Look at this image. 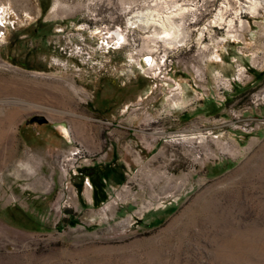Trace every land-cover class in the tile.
Returning <instances> with one entry per match:
<instances>
[{
    "label": "rangeland",
    "instance_id": "374dc122",
    "mask_svg": "<svg viewBox=\"0 0 264 264\" xmlns=\"http://www.w3.org/2000/svg\"><path fill=\"white\" fill-rule=\"evenodd\" d=\"M143 1L0 0V264H264V7L170 101Z\"/></svg>",
    "mask_w": 264,
    "mask_h": 264
},
{
    "label": "built area",
    "instance_id": "2783aa9c",
    "mask_svg": "<svg viewBox=\"0 0 264 264\" xmlns=\"http://www.w3.org/2000/svg\"><path fill=\"white\" fill-rule=\"evenodd\" d=\"M141 3H143V5H141V7L138 5L137 10L152 14L153 16L151 18H154L153 23L145 25L138 21L129 22L127 17V26H130V28L135 27L149 30L152 34L153 31L162 32L169 26L167 25V21L170 18L175 17L176 20H179L176 16L177 13L183 14L184 16L181 20L182 24L180 23V25L182 27L180 28L186 36L187 40L185 43L180 46H173L171 43H166V41H170L168 39L153 38V43L151 44L153 48L147 49L146 47L142 59L143 64L145 60L148 61L146 68L149 73L154 75L157 85L166 89L170 101H176L180 98V84L171 77L175 62V54L179 51L178 49L185 47L186 42L190 41L192 36L196 47L203 49L205 39H209L210 36L221 31L215 27L212 28L213 32L211 33H208L207 30L208 27H211L213 14L221 7L220 4L225 3V5L231 8L228 10L227 14L229 17H234V19L238 17L240 20H243L242 18L245 15H252V13L249 12L252 4L251 0H145ZM236 10L241 11V13L234 16L232 12ZM200 30L203 31L202 36L199 33ZM115 31L121 32L120 29H116ZM191 32H194L192 36ZM160 35H162V33ZM220 39L222 38L216 39V46L223 42L218 41ZM155 46H162L161 52H159L158 55H154L153 53ZM213 57L215 58L216 56L213 55L212 58ZM196 73L200 74L199 71H196Z\"/></svg>",
    "mask_w": 264,
    "mask_h": 264
},
{
    "label": "bare ground",
    "instance_id": "6f19581e",
    "mask_svg": "<svg viewBox=\"0 0 264 264\" xmlns=\"http://www.w3.org/2000/svg\"><path fill=\"white\" fill-rule=\"evenodd\" d=\"M251 6H250V13L256 14L258 12L259 9L264 7V0H251ZM220 8L218 10H216V12L213 14L214 16L212 17L211 20V27L210 28H221L223 25H226V27L228 28V34H230V37H235V35H233L234 33V24H233V19H228L226 14L228 12L229 8L227 5H225V3L220 4ZM238 13H241V11H235V16L238 15ZM153 15L152 14H148L147 12H136L135 14H133V17H135L136 19H138L140 22L144 23L145 25L147 24H152L154 18H151ZM177 18H180L181 16H183V14H176ZM175 17L170 18L167 21V25H169L167 28H165V30L162 31L163 33V37L165 39L170 40L169 42L166 43H171L173 46L180 44L181 40H182V34L183 31L180 27H182L181 25H178L175 21ZM117 39H121L123 38V35L120 32H115ZM159 37V36H158ZM144 66L148 65V61L145 60L144 61ZM7 123H9V119H6ZM3 123L0 122V128L2 127ZM65 134H67V130H65L64 132Z\"/></svg>",
    "mask_w": 264,
    "mask_h": 264
},
{
    "label": "crops",
    "instance_id": "0c3cea01",
    "mask_svg": "<svg viewBox=\"0 0 264 264\" xmlns=\"http://www.w3.org/2000/svg\"><path fill=\"white\" fill-rule=\"evenodd\" d=\"M111 121H112V120H111ZM111 121H107V120L105 121V119H104V122H106V124H108V125H114ZM122 136H123V135L120 134V137H122Z\"/></svg>",
    "mask_w": 264,
    "mask_h": 264
},
{
    "label": "water",
    "instance_id": "95a60500",
    "mask_svg": "<svg viewBox=\"0 0 264 264\" xmlns=\"http://www.w3.org/2000/svg\"><path fill=\"white\" fill-rule=\"evenodd\" d=\"M165 86H167V85H165ZM67 135V134H66Z\"/></svg>",
    "mask_w": 264,
    "mask_h": 264
},
{
    "label": "flooded vegetation",
    "instance_id": "af4514ba",
    "mask_svg": "<svg viewBox=\"0 0 264 264\" xmlns=\"http://www.w3.org/2000/svg\"><path fill=\"white\" fill-rule=\"evenodd\" d=\"M110 126H112V125H110Z\"/></svg>",
    "mask_w": 264,
    "mask_h": 264
}]
</instances>
